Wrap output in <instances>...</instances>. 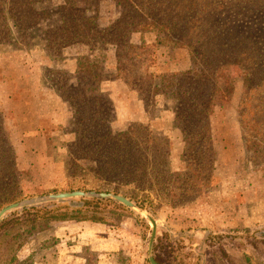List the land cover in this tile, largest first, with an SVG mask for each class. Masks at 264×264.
Listing matches in <instances>:
<instances>
[{
    "label": "trees",
    "instance_id": "16d2710c",
    "mask_svg": "<svg viewBox=\"0 0 264 264\" xmlns=\"http://www.w3.org/2000/svg\"><path fill=\"white\" fill-rule=\"evenodd\" d=\"M94 1L61 0L52 4L53 0H0V44L42 45L52 60L62 57L66 50L82 49V54L75 58L74 74L64 73L59 79L58 93L72 114L65 128L73 137L68 144L70 161L66 177L71 166L77 170L83 164L87 168H82V172L88 171L102 181L133 185L143 193L141 198H136L138 208L143 211H149L146 205H153L160 186L168 184L174 189L171 196L167 195L173 206L193 202L214 180L217 153L210 119L218 105L233 93V82L225 70L230 65L238 67L244 75L246 90L239 116L246 150L257 154V159L264 157V0H114L123 8L124 17L108 27H103L97 17L86 16L91 10H85L86 5ZM142 25H149L158 35L166 33L158 44L167 42L175 48L188 49L190 68L169 74L150 72L152 61L149 63L142 56L152 59L154 51L140 54L147 44L138 46L132 42L133 35L141 33ZM101 45L120 48L118 71L130 89L140 92L129 76L133 70L128 69L136 61L139 68L145 69L141 78L149 82V92L142 89L162 94L155 80H163L164 90H168L165 96L173 97L176 102L172 110L184 138L182 171L175 172L171 167L172 144L168 138L163 136L165 143L153 145L158 140L149 124L132 123L125 129L117 126L116 106L111 96L99 89L106 81L100 56L95 54ZM125 49L131 54L124 55ZM148 106L146 112L150 115ZM2 116L0 110V122ZM45 136L50 157V138L47 133ZM3 139L7 142L4 156L10 161L9 195L5 202L10 203L19 199L16 178L21 174L16 145L0 123V140ZM78 189H88L87 183L83 181ZM103 203L112 202L86 200L78 208L47 204L26 212L35 216L34 222L42 221L45 225L105 224L103 216L89 209ZM54 244L56 241L51 246ZM92 264H97V260Z\"/></svg>",
    "mask_w": 264,
    "mask_h": 264
},
{
    "label": "rangeland",
    "instance_id": "374dc122",
    "mask_svg": "<svg viewBox=\"0 0 264 264\" xmlns=\"http://www.w3.org/2000/svg\"><path fill=\"white\" fill-rule=\"evenodd\" d=\"M59 2L61 0H53L52 4ZM85 10H88L86 16L97 17L103 27H108L113 21L124 17L123 8L114 0H96L86 5ZM140 31L141 33L133 35L132 42L138 46L147 44L142 47L140 54L146 50L154 51L152 59L146 55L142 56L143 60L149 63L152 61L150 72L169 74L187 71L190 68L188 49L175 48L173 44L170 45L167 42L158 44V40H164L166 33L158 35V32L151 29L149 25H142ZM262 38L264 40V36ZM98 51H95V54L100 56L102 72L106 78L99 89L109 95L112 93L117 100L116 103L112 99L114 104L116 103L117 117L124 115V111L121 110L123 107L127 106L126 109L129 111L133 110L130 107H135V104L139 107L138 116L126 121L128 117L124 115L116 123L117 126L125 129L132 123L143 122L145 118L154 121L164 115L165 119L162 123H154L155 127L149 124L158 140L153 145L165 143L163 136L168 138L172 144L171 167L175 172L182 171L184 169L181 159L185 149L184 138L177 127L172 110L176 102L173 97L165 96L164 93L168 90H164L163 80L157 79L155 83L164 93H148L149 82L141 78L145 75V69L139 68L140 63L136 61L134 65L126 66L129 70H133L131 71L133 75L129 76H132L140 92L130 89L127 84L123 89L114 87L113 92L114 81L124 82L118 71L117 56L121 50L116 46L101 45ZM133 52L136 53L138 50ZM122 53L131 54L130 50ZM78 54H82L80 47L74 51L66 50L62 57L52 60L42 45L27 47L22 44H0V110L3 113L0 123L6 128V133L12 142L14 143L15 140L19 142L25 127L34 128V122L41 111L40 105L33 102L32 109H29L31 120L28 121V125H24V128L25 108L19 109V116V111H16V114L11 108L34 98L35 94L37 98L40 96L43 101L47 99L49 102L45 113L49 117L43 119L40 129L50 138V157L48 155L46 158L27 157L25 160L32 163L28 169H24V164L18 162L16 158L21 174L16 178L19 183V199L10 203L5 202L6 196L9 195L7 183L10 179L7 170L10 161L7 156H4L7 142L4 139L0 140V211L9 204L26 199L74 191L114 193L130 198L134 203L137 197L143 196V193L133 185L108 183L95 178L88 171L82 172V168H87V165L83 164L77 170L71 166V172L66 177L65 171L70 161L68 144L73 137L65 128L68 127L72 114L68 104L58 93L61 87L59 79L64 73L74 74L75 58ZM123 61L125 62L126 58H123ZM225 70L233 82V93L228 100L218 105L210 119L214 149L217 153L213 172L214 180L210 186L202 190V194L193 202L180 207L173 206L167 198V195L171 196L174 190L172 185L160 186V192L154 195L153 205H146L150 212L139 209L141 212L139 215L110 200H99L112 203L92 205L89 208L103 216L105 225H111L119 230V234L127 244L126 252L120 257L127 262L130 261V264H150L148 247L153 227L144 213L152 218L155 217L159 225L153 249V256L158 264H264V157L257 159V154L252 150L247 151L244 144L239 116L241 99L246 90H244V75L235 65H230ZM3 85L5 86L1 89ZM143 87L148 92L142 89ZM2 95L9 101L8 108L4 104ZM13 98L14 101L11 102ZM134 98L137 102L136 99L133 100ZM118 102L122 104L119 105ZM148 104L152 118L146 112ZM58 110L67 117L65 125H55L52 122ZM143 123L147 124L146 121ZM158 125L165 130H158L160 128ZM74 174L77 179L75 181ZM154 176H156L155 173ZM83 181L87 183L86 190L78 189L83 186ZM86 200L96 199L76 198L71 202L83 203L82 206H84ZM66 205L78 208L72 207L70 203ZM32 209L37 207L15 211L0 223V264H35L36 262L47 264L48 261L43 259L51 256L49 249L56 241V233L59 232L60 227L56 223L45 225L42 221L34 222L35 216L26 212ZM82 254L90 258L91 264L97 260L92 251L87 250Z\"/></svg>",
    "mask_w": 264,
    "mask_h": 264
},
{
    "label": "crops",
    "instance_id": "0c3cea01",
    "mask_svg": "<svg viewBox=\"0 0 264 264\" xmlns=\"http://www.w3.org/2000/svg\"><path fill=\"white\" fill-rule=\"evenodd\" d=\"M124 85L126 87V83L122 82L121 80L114 81L112 85L113 92L114 87H121L123 89ZM4 86L5 85H3L1 89H3ZM110 95L117 103V100L113 94L110 93ZM2 96L5 106L8 108L9 101L7 97H4V95ZM135 99L136 98L133 100ZM13 101L14 98L11 102ZM135 101L137 102V99ZM33 102L40 105L41 111L39 117L37 118L36 122H34V128H24V125H28V121L31 120L29 118V109L31 108ZM118 103L119 105L122 104V102ZM48 105L49 102L47 99L43 101L40 96L37 98L34 94V98L23 103H19L15 107L11 108L15 111V113L16 111H19L18 116L21 109L25 108L26 111V114H24L23 118V136L19 142L16 140L14 141L16 145L18 162H22L24 164V169H28V166H32L31 162L25 160L27 157L31 158L32 156H37L46 158L47 156L48 143L46 136L40 129V123L43 122L45 117H49V115H45ZM126 107H123V109L121 108V110L124 111V115L128 117L126 118V121H129V118H135L138 116L137 114H140L138 105L135 104V107L131 106L130 108L133 109L132 111L127 110ZM124 115L121 114L118 116V120L120 121L121 117L123 118ZM163 116L164 115H162L158 120L154 121L153 119L145 118L144 121H146L147 124L152 125L151 127H155L154 123H162L163 119H165V116ZM18 118L19 123H21L20 117ZM53 120L54 121L52 122L55 125H65L67 122V117H65V115H63V113L58 110V113L53 116ZM19 126L21 127L22 124ZM158 130L163 131L165 128L161 126ZM64 153H66L65 149ZM56 225L60 227V229L58 228L59 232L56 233V244H54L49 249L52 253L51 256H47V258L43 259V261H48L47 264H88L90 258L88 259L82 254V252L84 253L87 250L92 251L95 254V257L98 260L97 264H130V261L127 262L120 257L126 252L127 244L124 242V238H122V236L119 234V230L113 226L93 222H58ZM43 263L44 262L41 264ZM35 264H38V262Z\"/></svg>",
    "mask_w": 264,
    "mask_h": 264
},
{
    "label": "water",
    "instance_id": "95a60500",
    "mask_svg": "<svg viewBox=\"0 0 264 264\" xmlns=\"http://www.w3.org/2000/svg\"><path fill=\"white\" fill-rule=\"evenodd\" d=\"M76 198L83 199H96V200H110L116 203H119L135 214L139 215L141 212L136 203H134L130 198H127L122 195L114 194V193H98L94 191H74V192H65L58 194H48L39 197H34L30 199H26L20 202L12 203L4 207L0 211V223L7 218V216L15 211L31 209V208H41L47 204H66L70 203L72 207H81L83 203L71 202V200ZM146 218L151 222L152 225V235L149 241L148 247V259L150 264H158L153 256L154 243L157 235V231L159 225L156 220L152 218L150 215L144 213Z\"/></svg>",
    "mask_w": 264,
    "mask_h": 264
}]
</instances>
